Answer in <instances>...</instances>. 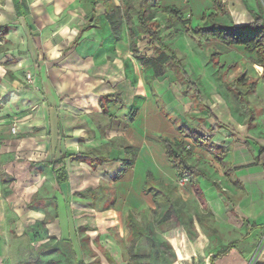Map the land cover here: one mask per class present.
Returning <instances> with one entry per match:
<instances>
[{
	"label": "crops",
	"instance_id": "obj_1",
	"mask_svg": "<svg viewBox=\"0 0 264 264\" xmlns=\"http://www.w3.org/2000/svg\"><path fill=\"white\" fill-rule=\"evenodd\" d=\"M110 1L114 6L118 7L116 16L113 19L114 22H109L105 18V11L109 8L107 0H98L96 3L94 0H0V25L5 26L6 33L12 31L10 26L15 27L16 32L38 33L39 35L34 37L35 39L39 38L41 44L37 46L47 51V55L50 57H58L61 48L64 46L68 47L72 40H76L74 39L76 35L80 34L77 43L73 44V46L71 45L65 54L58 57V63L62 65L63 70L55 68L60 72L58 73L55 70L50 72V76L47 75V72L45 76H37L39 78L37 87H34V76H31V86L19 94V100L23 101L25 107L22 113L25 115V120L19 122V126H17L20 130L19 136H9L10 130L7 131V135L0 136V236L7 243L8 235L10 237L11 233L9 224L13 223L12 219L7 222L6 202L1 199V193L5 197L13 193L8 185L10 182L14 184L15 180H13L14 177L9 178L2 170L4 168L2 159L5 156L3 151H7L9 145H11V150L17 149L18 152L16 151V153H22L23 156H18V158L23 159L24 166L29 169L36 168V172L41 177L50 175L54 186L58 188L46 200V205L51 206L53 209L51 214L54 215L48 218V222L54 223L58 219L56 210L59 199L63 203L68 204L64 196V190L70 179L69 165L71 168L83 169L86 176L89 177L91 175L84 167L87 166L90 170H93L95 168L93 160L102 161L111 166L126 164L128 163V156L136 154L141 157L142 154L146 153L143 152L145 151L144 148H140L139 154V147L144 142L147 143L152 139L154 135L159 136L160 142V137L162 136L169 137L175 142H179L181 140L180 137H184V140L181 141L186 144L185 141L189 139L193 145L192 150L196 153L194 155L199 160L202 159L201 156L205 159L208 153H211L215 160L214 165L217 167L219 164L221 167L219 172L229 178L231 183L229 190L226 191L216 179L211 178L202 171L199 164L193 161L194 155L188 151L190 154L189 162L195 165L198 172L196 182H189V185L195 196L200 200V204L206 210V213L214 219V227L219 228V226L221 227L224 224L229 225L235 219L240 222V228L243 231L241 238H231L233 240L229 241L224 248L230 249L231 255L235 254L239 259L248 260V263L250 262L249 258L256 255L257 263L253 264H264V245H258L264 228V171L255 161L259 148H264V139L259 133L261 128L255 127L253 129L254 123L252 125L251 122V126H247L249 125L247 120L250 119L248 112L247 116H245L246 118L240 120L238 114L241 112L232 110L229 115L231 118H227V121H225L222 118L224 114L214 113L209 108L217 120L207 117L206 112L204 113L199 109L198 112L203 117H200L199 122L196 121L197 128H195L202 136L209 138L208 142L211 145H207L208 149L202 142L195 143L186 134L182 135L180 132L181 124L172 123L168 119L169 115L167 112H169V109H173L170 111L176 114L174 112L176 108L184 104L187 106L188 111L184 110L181 114H193L191 110L189 111V108L192 109L189 107L190 101H187L186 97L178 92L179 88L176 89L174 85H172L174 87L172 88L169 80L163 81V76H165L167 69L163 70L162 73H155L153 69L145 66L144 57L155 56L153 45L149 43V38L146 34L141 33L140 37L137 38V45L135 43L140 55L132 56L131 43H128L130 39L129 32L125 23H123L122 17H120L126 0ZM222 1L226 10L223 13H218L216 20L224 24H248L259 13V10L261 11L262 0ZM158 6L161 8L171 7L176 10L181 20L187 21V24L184 25L188 26L190 30L192 27L206 22L201 19L203 15L215 12L213 0H160ZM14 9H17V14L12 12ZM159 15L163 16L158 9H155L152 19L157 20L159 24H161L160 21H163L164 24L167 18H160ZM13 17L16 19L17 24L11 23V18ZM172 20L176 21L174 17L169 19V21ZM161 32L162 28L160 27ZM5 37L9 39L10 34ZM141 39L145 44L144 50L139 48ZM35 42L37 43V40ZM207 42L211 44L215 53L229 54L227 57L230 56L232 60L240 57L242 62L247 61L258 67L257 64L251 62L252 59L256 58V54L254 52L248 53L243 45H225L216 38H209ZM1 45L3 44L0 40ZM147 47L151 48V52L148 51ZM127 49L129 50L128 52ZM8 51H11V49L4 51V53H8ZM69 66H80V68L86 69L88 74H83V76L72 75L67 72ZM186 72L188 74V71ZM234 78L233 81H235ZM173 79L176 84V78L174 77ZM46 82L52 88L53 94L47 91ZM256 87H258V83H255V91ZM216 89L210 91L209 94L212 97L214 95L220 97L219 92L222 96L228 95L224 93V88L221 87L220 91L217 90L215 92ZM225 91L229 90L225 88ZM107 94L116 95L113 99H119L121 103H114L110 99H105L101 106L99 101ZM160 94H163L164 97L166 96L165 109L160 107ZM236 104L238 110L239 107L245 108L243 102L239 105L236 101ZM168 106L169 109H167ZM33 114L36 115L33 116ZM177 114L180 113L177 112ZM96 115L107 119L106 122L104 121L107 127L103 126L100 128L96 125ZM193 115L188 114V118L192 119L191 116ZM30 116H32V123L26 121ZM12 121H14L13 118H11ZM210 121L212 126L226 134L220 140L224 144L212 142L211 137L207 136L208 134L205 135L204 132H201L200 125L204 123L208 124L209 129L212 128ZM114 123L123 126L121 131H116ZM228 127L235 130V132ZM217 135L220 136V134ZM173 137L176 139H173ZM116 138L123 140V146L116 149L111 147L108 150L103 148L106 144H108L107 147L114 145L115 141L113 139ZM252 142H254V146ZM13 144H16L15 147H13ZM223 145H228V147L224 148ZM213 146L222 148L221 150L224 152L222 157L219 156L218 158L219 150L217 152L212 151ZM161 147L165 152L162 142ZM15 157L17 156L15 155ZM221 159L223 160L221 161ZM58 161H61L64 165L67 175L66 182L57 183L52 174V165ZM99 166H102V164ZM170 166L173 173L172 179L169 181H156L152 170L149 168L144 170L143 164L137 162L133 168L125 170L127 172L124 173L125 179L119 184V191H116L118 195L120 194L119 197L123 193H128L127 195L130 196L133 187L126 181L135 180V200L131 199V203L139 206L144 201L139 200L137 196V186L139 183L143 184L144 190L151 192L154 197L155 207L151 210L152 215L158 218L159 221L168 219L173 222L175 227L181 226L183 228L185 233L178 232L174 236L175 249L173 250L176 256L183 257V260H189L195 255L196 247L188 244L190 241L186 236L197 233L195 225L207 228L211 226L205 221L201 211H196L192 214L185 212L183 208L184 201L175 181L178 175L171 165V160ZM139 169H142V171L138 172ZM147 170L151 172L155 185L171 184L175 210L183 218L184 224L175 223L174 218L169 216L162 220L153 214L158 202L152 193L153 190L146 187L145 174ZM33 174L30 171L25 173L24 176L30 179ZM232 176L236 179L232 178ZM14 187L15 185H13ZM122 187L124 188L123 190ZM220 187L222 189H219ZM121 198L125 199L124 197ZM11 200H15V198H11ZM47 201L51 204L47 203ZM38 209L44 211V207ZM51 214L47 211L45 215ZM186 217H188V220L185 219ZM198 217L204 222L203 224L199 222ZM21 219L22 217H19L18 225L22 224ZM187 228L190 230V234ZM213 231L216 232L217 230L214 228ZM180 238L183 244L181 247L178 244ZM254 243L255 248H253ZM256 243H258L257 246ZM258 248L259 250H257ZM218 253L209 256L212 257L211 261L213 263L216 261L213 257L217 256ZM7 254L8 252L0 255V264H4V258L11 257V255ZM236 264H242V262L239 261Z\"/></svg>",
	"mask_w": 264,
	"mask_h": 264
},
{
	"label": "rangeland",
	"instance_id": "obj_2",
	"mask_svg": "<svg viewBox=\"0 0 264 264\" xmlns=\"http://www.w3.org/2000/svg\"><path fill=\"white\" fill-rule=\"evenodd\" d=\"M261 3V11H264V1L262 0ZM16 10L14 9L12 12L17 14ZM159 16L160 18L165 17L164 15ZM160 22V27L162 28L161 36L165 39L164 43L176 50L177 57L181 59L184 66L183 70L188 71L189 82H192L201 94L200 103L210 108L214 113H219L220 115L224 114L222 118L225 121H227V118H231L229 115L232 113V110L241 112L238 114L240 120H244L248 112L250 119L247 120L249 125H246L251 126V122L252 125L254 123L253 129H255V127L261 128L259 133L264 139V77L261 75L262 68L260 69V67H256L247 61L242 62V58L240 57L232 60L230 56L227 57L229 54L215 53L211 44L207 42L211 37L206 39L204 34H198L196 32V27H192L190 30L188 26L184 25L187 24V21L184 22L182 20V23H179L178 21L172 20L169 21L168 25L165 23L163 24V21ZM11 23L17 24L14 17L11 18ZM132 28L135 31L140 29L137 23H134ZM10 29H12L11 32L8 31V33L3 34L0 38L3 44L0 46L1 137L7 135L8 130H10L9 136L15 137L20 134V130L17 126H19V122L25 120V115L22 114L25 107L23 101L19 100V94L21 91L31 86V76H34V87H37L39 80L37 76H45L46 72L47 75L50 76V72H54L56 69L63 70L62 65L58 63V57L65 54V52L70 49L71 45L73 46V44H76L80 36V34L76 35L74 38L76 40H72L68 47L64 46L61 48L58 57H50L47 55V51L38 47L41 44L40 39H35L34 37L39 35L38 33L28 31L24 33L21 31L16 32L13 26H10ZM9 34L10 38L6 39L5 36ZM35 40H37V43ZM128 43H131L130 39ZM135 43L137 45V40ZM144 45L141 39L139 48H143L144 50ZM10 49L11 51H8V53H4V51ZM147 49L151 52L150 47H147ZM128 51L127 49V52ZM132 54V56H135L133 52ZM166 69L163 81L169 80L170 86L174 85L176 89L179 88L178 92L186 97L187 101H190L189 107L192 109L189 108V111L191 110L193 114H195H181L184 110L188 111L187 106L184 104L176 108V111H174L176 114L172 113L170 110L173 109H169L168 106V119L172 123L181 124V134L184 135L189 131L190 138L194 141V139L196 140V136H199L197 133L200 134L198 130H195V128H197L196 121L199 122L200 117H203L202 114L198 112V101L194 102L193 99L195 98L196 91L193 88H186V84L183 85L178 79L176 81L178 84H175L173 79L176 76L175 71L170 66H167ZM57 72L59 73L60 71ZM67 72L72 75L75 74V76L88 74V71L84 68H80V66H69ZM233 78L235 81H233ZM255 83H258L256 91L254 88H251V85H255ZM45 85L47 86V91L53 94L49 83L46 82ZM221 87L224 88V93L228 94V98L227 96H222L220 92L218 93L220 97L216 95L212 97V95L209 94L212 89L217 88L215 92H217V90L220 91ZM172 88L174 87L172 86ZM225 88L229 91H225ZM166 101V96L164 97L163 94H160L159 104L163 109L166 108ZM236 101L239 105L243 102L245 108L239 107L238 110ZM177 112L180 114H177ZM202 112L205 113V107ZM188 114L193 115L191 116L192 119L188 118ZM35 115L36 114H33V116ZM11 118H13L14 121L11 122ZM31 118L32 116L26 119V121L32 123ZM95 119L97 126L100 128L103 126L107 127L105 123L107 120L106 118L104 119L96 115ZM211 123L210 121V126H212ZM25 124L27 125L26 122ZM207 125L206 123L200 125L201 132H204L205 135L208 134L207 136L211 137L212 142H221L224 144V142L220 140L221 137L223 138L226 134L217 130L215 126L209 129ZM114 128L117 129L116 131H121L123 126L116 123ZM228 128L235 132V130H232L230 127ZM217 134H220V136ZM203 137L206 139L199 137V140L208 149L207 143L209 138L206 136ZM183 138L184 137H180L181 140H184ZM173 139L176 138L173 137ZM113 140L115 141L114 145H109V147H107L108 144H106L103 148L105 150L111 147L116 149L124 144L123 140L117 138ZM185 142L189 146L187 150L193 155L196 154L192 150L193 145L190 143L189 139ZM252 143L254 146V142ZM15 145L16 144H13V147H15ZM223 146L224 148L228 147V145ZM140 148H144L145 151L143 152L146 153L142 154L141 157L136 154L128 156V163L126 164L123 163L121 165L116 164L111 166L110 164H105V162L93 160L95 166L93 170H90L87 166L84 167L85 170L90 173L91 176L89 177L86 176L83 169L71 168L69 165L68 170L70 179L69 183L65 185L64 190V196L68 204L63 203L60 201L61 199H59L58 208L56 210L58 219L54 221V223H49L48 218L54 215L51 214L53 211L51 206L46 205V200L52 192L58 188L54 186V182L50 178V175L41 177L36 172V168L29 169L24 166L23 159L18 158V156H23L22 153H16L17 149L14 151L11 150V145H9L8 150L3 151V155L5 156L2 159L4 163V168L2 170L9 178L14 177L13 180H15L14 184L10 182L8 185L13 193H10L7 197L1 193V199L6 202L7 222H9V219L13 220V223L9 224L11 233L10 237L8 235L7 243L0 236V255L7 252V255H11V257L7 259L4 258V264L5 262H7V264H34V258L37 257V252L43 253L40 257L44 264H65L67 256L65 246L67 247L68 245L61 240L57 241L58 238H68L72 245V251L75 254L74 257L77 259L81 258L85 264H236L239 261H241L242 264H253L256 262V255L249 258L250 262L248 263V260L246 261L244 258H242L243 260L239 259L235 254L231 255L230 249L224 248L229 241L233 240L231 238H241L243 231L240 228L239 220L235 219L233 223L229 225L224 224L221 227L219 226V228L214 227V219L206 213V210L200 204V200L192 191L188 180L178 177L175 181L184 201L183 208L185 212L187 214H192L196 211H201L205 221L209 223L211 227L207 228L201 225H195L197 233L186 236L190 241L188 244L196 247L195 255L192 256L191 259L183 260V257L176 256L173 250L175 249L174 236L178 232H184V230L181 226L175 227L171 220L166 219L164 221H159L158 218L152 215L151 210L155 207V202L151 192L145 191L143 184L139 183L137 186V196L139 200L144 201V203H141L139 206L131 203V199L135 200V180L131 179L126 181L133 187L131 192L132 196H128V193H123L121 197L126 199L123 200L119 197L120 194L118 195L117 193V191H119L118 189H120L119 184L125 179L124 173H127L126 171L128 169L130 170L133 168L137 162L143 164L144 170L147 168L152 170L155 174L156 181H169L172 179L173 173L170 169V160L166 157L161 147L159 136L154 135L147 143L144 142L143 145L139 147V154ZM214 148H212L214 152L222 149L220 147H218L219 149ZM11 152L13 153L11 154ZM15 155L17 157H15ZM196 157L197 156L194 155V159H192L199 164L202 171L211 178L216 179L220 185L228 191L231 185L229 178L219 172L221 170L219 164L217 167L214 165L215 160L212 154L208 153L205 159L201 156V160ZM101 164L102 166H99ZM30 171L34 174L29 179L25 177L24 174ZM140 171H142V169L138 170V172ZM232 178L236 179L234 176H232ZM13 185H15L14 188ZM123 189L122 187V190ZM80 193H82L83 196L79 195ZM11 198H15V200H11ZM47 203L51 204L48 201ZM40 207H44V211L38 209ZM47 211L50 212L51 215H45ZM129 215L137 222L138 226H141L142 229L149 234V237L131 235L128 221ZM42 216L45 217L43 218ZM19 217H22V224L20 225H18L17 222ZM187 218L188 217L185 219L188 220ZM214 228L217 230L216 232L213 231ZM260 237L261 241L259 244L256 243V246L257 244L259 246L264 245V228ZM178 244L180 247L183 246L181 238ZM254 246L255 243L253 248H255ZM52 249L55 251H52ZM257 250H259V248ZM217 253L218 255L213 257L216 259L213 263L211 261L212 257L209 256ZM48 261L50 263H48Z\"/></svg>",
	"mask_w": 264,
	"mask_h": 264
},
{
	"label": "trees",
	"instance_id": "obj_3",
	"mask_svg": "<svg viewBox=\"0 0 264 264\" xmlns=\"http://www.w3.org/2000/svg\"><path fill=\"white\" fill-rule=\"evenodd\" d=\"M95 3L98 0H94ZM106 1V0H105ZM160 0H126L122 7V20L127 26L128 32L130 33V42L132 52L135 56L140 55L135 42L137 37L141 33L146 34L149 38V43L153 45V50L155 52V56L153 57H144V64L147 67L153 69L155 73H162V71L166 69L167 66H170L175 71L176 80H180L186 88H193L195 92L194 102H197V106L201 111L204 110L207 117H211L214 120H217L213 115L211 110L200 103L201 94L198 91L197 87L191 82H189V76L185 70H183V64L181 59L177 57L176 50L170 45H166L164 43V38H162L160 33V24L157 20L152 19V14L155 9H158L162 15H164L167 20L165 24H169V19L174 17L176 21L182 23V20L179 16V13L172 9L171 7L161 8L158 6ZM215 5V12H211L202 16V20L206 22L196 26V32L198 34H204L205 38L208 39L216 38L220 40L225 45L238 44L243 45L245 50L248 53L254 52L256 54V58L252 59L251 62L257 64L258 67L262 68L261 75L264 77V11H260L255 15L253 20L248 24L244 25H234L230 23H222L216 20L218 13H223L225 11V5L222 0H213ZM109 3V8L105 11V18L112 22L116 16L118 11V7L114 6V4L107 0ZM158 7V8H155ZM173 15V16H172ZM114 22V21H113ZM134 23L139 25V30L135 31L132 26ZM184 23V22H183ZM6 33L5 26L0 25V38L3 34ZM1 40V39H0ZM135 41V42H134ZM254 84L251 85V88H254ZM182 88V87H181ZM116 95L107 94L103 98L100 99V104L104 103L105 99H110L114 103H121V101L114 100ZM196 136L195 143H200L199 137H203L201 134ZM186 136L190 137L189 131L186 132ZM161 142L164 146L167 157L171 160V165L175 169L179 178H186L188 182L195 183L198 177V172L194 164L189 162V150L186 148V144L183 141L175 142L171 140L169 137L162 136L160 137ZM206 139V138H205ZM208 146L209 142L207 143ZM214 148V146H213ZM215 148H218L215 146ZM214 148V149H215ZM219 149V148H218ZM224 152L222 150L218 151L219 156L222 157ZM223 159H221L222 161ZM256 163L262 168L264 171V148L260 147L258 153L255 157ZM52 174L55 177L57 183H62L67 181V175L64 169V165L61 161L54 162L52 165ZM145 184L148 189L153 190V195L157 198L158 206L155 210H153V214L161 218L162 220L166 219L168 216L174 218L175 223L184 224V220L181 215L176 211L174 204V194L173 188L171 184H159L155 185L153 181L152 174L149 170L146 171L145 174ZM217 184V183H216ZM219 189H222L221 187ZM79 195L83 196L82 193ZM160 212V213H159ZM199 222L204 223L199 217ZM129 227L131 230V235L135 236L141 235L149 237L148 233L145 232L141 226H138L137 222L132 219V217L128 218ZM188 233L190 234V230L187 228ZM133 236V235H132ZM62 241L66 243L68 246H65V250L67 253L65 264H85L84 261L79 258L74 257V253L71 248V243L68 238H58L57 241ZM54 249H52L53 251ZM55 251V250H54ZM43 253L37 252V257L34 258V264H44L43 260H41L40 255ZM48 263H50L48 261Z\"/></svg>",
	"mask_w": 264,
	"mask_h": 264
},
{
	"label": "built area",
	"instance_id": "obj_4",
	"mask_svg": "<svg viewBox=\"0 0 264 264\" xmlns=\"http://www.w3.org/2000/svg\"><path fill=\"white\" fill-rule=\"evenodd\" d=\"M188 147H189V146H188V145H186V148H188ZM182 179H184V180H185L186 178H182Z\"/></svg>",
	"mask_w": 264,
	"mask_h": 264
}]
</instances>
